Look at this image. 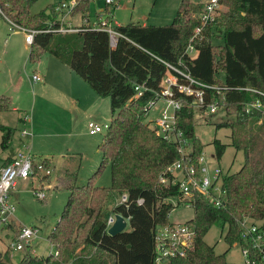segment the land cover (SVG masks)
<instances>
[{
  "label": "trees",
  "instance_id": "1",
  "mask_svg": "<svg viewBox=\"0 0 264 264\" xmlns=\"http://www.w3.org/2000/svg\"><path fill=\"white\" fill-rule=\"evenodd\" d=\"M35 1L0 0L1 10L14 24L36 30L28 59L33 62L45 52L52 54L98 96L109 98L112 117L98 147V167L87 182L77 184V171H65L63 186L68 197L46 237L55 253L40 256L26 249L17 264H157L155 229L173 223L168 218L174 207L171 199L178 204L184 200L177 185L158 181L178 158L177 148L145 123L142 115L144 105L169 71L166 63L188 70L202 83L224 87L220 93L207 89L206 99L214 95L222 102L227 118L216 128H229L230 144L242 152L243 164L238 171L222 176L223 206L212 207L200 195L191 198L194 214L186 222L195 228L193 244L184 255L170 257L163 264H241L216 254L204 236L212 225H226L224 240L231 246L239 241L244 217L260 220L264 226V0H221L219 19L204 30L203 38L193 42V56L186 54L185 48L203 1L180 0L167 24L114 25V46L103 29L111 21L107 5L95 27L82 25L60 32L55 29L59 26L56 4L31 13ZM90 1L77 0L69 16L88 14ZM214 37L221 43H214ZM135 85L145 88L139 97H134ZM174 96L181 103L177 126L192 140L191 156L197 161L203 145L194 134L193 99L178 91ZM254 102L260 103L259 108L249 107ZM9 108L8 96L0 93V113ZM0 130L3 148L13 128L0 123ZM213 146L219 159L225 144L214 139ZM41 162L50 166L48 158ZM106 167L110 184L97 185L95 180ZM33 168L35 175L39 174L35 164ZM122 194L125 202L114 203L111 212L126 219L127 227L110 235L106 204L112 196ZM8 227L16 231L19 226ZM11 252L6 248L0 253L1 264H12Z\"/></svg>",
  "mask_w": 264,
  "mask_h": 264
},
{
  "label": "rangeland",
  "instance_id": "2",
  "mask_svg": "<svg viewBox=\"0 0 264 264\" xmlns=\"http://www.w3.org/2000/svg\"><path fill=\"white\" fill-rule=\"evenodd\" d=\"M58 1L62 0H36L31 6L30 12L37 13L46 9L51 4H56ZM179 1L180 0H116V5L113 8L112 13L115 21L121 23V25H123V23L141 24L142 22L163 25L172 21ZM98 4L101 5L104 4V2L102 0L98 3H95L93 0L90 1V23H93L95 19V10L101 9L100 6L98 7ZM77 16L78 15L68 16L62 26L65 28L74 27L77 24ZM213 41L216 44L221 43V40L216 37H214ZM4 44L16 47L17 53L14 55L18 56L21 61L18 70L22 76L21 84L25 86V94L20 98L17 104L19 110H7L1 112L0 123L9 124L10 126L15 127L12 132H15L16 136L24 127L30 130L31 135L24 136V138L28 139L27 144L30 145V151L33 152L35 156L66 155L64 157L66 160V166L61 169V173L77 169V184H85L87 179L98 167L101 157V152L98 147L106 133V130L103 128L101 132L89 135L87 123L88 121H95L99 124L110 123L112 115L109 98L95 95L94 98L96 99H94V101L92 99L93 106H91V109L96 106L95 117L91 116L89 112H85V117L73 116L74 126L72 129L66 127L67 125L65 124H56L57 122L55 120L58 114L73 115L74 112V114L78 115L74 108L67 106L64 109H60L57 103L56 88L62 86L58 87L56 81L58 80L60 85V82L64 80L63 72L60 75V72H58V70L56 71V62L60 64L59 60L48 52L43 53L39 60L36 61L38 62V66L43 65V67H46L47 72L50 71V74H48V77L44 81L42 76L43 73L40 72L42 73L39 74L42 80L31 82L30 79L34 71L33 68L37 67V65H35L36 61L32 62L28 59L30 48L24 40V34L19 28L12 26L10 22L0 14V47L4 46ZM73 76L77 78L75 74H73ZM8 80L10 79L0 75V87L3 82ZM80 80L82 79L80 78ZM34 92L35 95L33 96ZM88 101L89 100L86 101V104ZM162 105L163 102L161 100L157 101L155 108L150 110L149 117H154ZM84 107L85 106H83V108ZM24 114H26L28 122L31 121V117L35 124H33V129L28 122L23 126V122L18 120L17 117ZM226 118L227 116L222 108L218 113L210 117L202 118L198 114L194 117V134L203 145V156L205 160L208 161L209 166L211 167L220 166L224 174L238 171L243 164L242 152L235 150L230 144L229 128H216V124L226 121ZM36 133H38L37 137ZM214 139H218L225 144V150L219 159L215 157L213 146ZM30 141L33 142L32 148ZM0 150H2L1 145ZM21 150H23V148ZM76 153H81L83 158L82 161L80 160L81 162L77 158H69L68 155ZM68 163L69 165H67ZM59 174L60 169L58 168L56 169V177H58ZM50 175H52V172L49 175L37 174L27 179H17V183L13 188V193L10 195V201L15 206V211L10 218L13 219V222L9 225L16 227L17 224H21L39 227L40 238L34 240L32 252L33 254L40 256H45L54 252V246L48 242L46 237L59 219L68 197V190H66L65 186H59L56 189H47L45 187L51 182L49 180ZM31 182H35V185L39 186L37 188H34L35 186H33L32 188ZM64 183L66 182L64 181ZM95 183L100 186H108L110 184L109 167L102 170L96 178ZM33 190H43L45 198L42 200L38 199L34 195ZM119 199V196L114 195L107 202L106 206L108 213H110L111 205L118 202ZM173 204L174 207L168 217L171 222L181 223L193 217L194 208L192 205L185 204L184 202H179V204L174 202ZM14 220L17 223H15ZM226 230V225L220 227L219 225L214 224L206 232L204 240L209 245L213 246L216 254H224V258L227 262L241 263L243 258L240 253L239 245L235 243L229 246L224 240ZM13 231L14 229H12V227L9 228L7 226L0 229V253H3L6 250L8 238ZM9 254L10 262L12 264H17L23 251H14Z\"/></svg>",
  "mask_w": 264,
  "mask_h": 264
},
{
  "label": "built area",
  "instance_id": "3",
  "mask_svg": "<svg viewBox=\"0 0 264 264\" xmlns=\"http://www.w3.org/2000/svg\"><path fill=\"white\" fill-rule=\"evenodd\" d=\"M102 1L110 7V10L116 5V0ZM76 3L77 0H62L56 3L55 10L58 12L57 18L59 21V26L55 28L56 31L77 30L75 27L65 28L62 26ZM221 8V0H203V6L196 15L198 20L197 25L194 27L185 48L186 54L190 56L195 54L193 42L203 38L204 30L207 27H212L218 21ZM0 14L12 26L19 28L23 32L24 40L28 45L32 43L36 30L25 29L14 24L3 13L1 8ZM103 29L108 32L110 45L114 46L117 33L111 21L103 26ZM166 65L169 71L161 80L159 90L144 105L142 114L144 122L153 128L164 140L174 143L178 152V158L165 168L159 176L158 181L161 185L165 186L169 184L177 185L178 190L184 198L182 202L185 204L192 205L191 198L194 195H200L210 206L219 208L225 203V191L222 188V176L224 173L220 166H209L208 161L203 156V152L197 158V161H193L191 156L192 140L186 137L182 129L177 126L178 111L180 110L181 103L175 98L174 92L178 91L191 96L193 99L194 117L198 114L202 118H206L218 113L223 105L214 95L207 101V89L216 90L217 93H220V90L224 87L202 83L193 78L188 70L180 69L169 63H166ZM32 80L41 81L42 78L39 74H32ZM134 89V97H139L145 88L141 85H135ZM159 100L163 102V105L158 109L154 117H149L150 110L155 108ZM259 106V102L249 105V107L256 108H259ZM87 127L90 134H96L101 132L103 128L107 131L109 124L88 121ZM20 134L24 137L31 135V131L24 127L21 129ZM34 164L39 174L49 175L52 172L51 166L45 167L41 159L36 160L34 158L29 145H26L23 150L17 152L9 163L0 167V229L4 226L8 227L13 222V219L10 218L14 214L15 206L10 201L11 191L17 183V179H27L35 176ZM33 193L40 200L45 198L43 190H33ZM125 200L126 195L122 194L119 202H125ZM138 201L140 202L141 200ZM173 201L176 203V200L171 199L172 203H174ZM114 220V214L107 216L106 230L113 224ZM17 225L19 227L9 236L6 248L10 251L32 250L34 240L40 238V228L30 225ZM194 236L195 228L193 224L186 221L157 226L154 233L156 263L163 264L170 257L184 255L186 249L192 246ZM239 236V241L236 244L239 245L243 258L241 264H264V226L262 225V221L244 217L240 221Z\"/></svg>",
  "mask_w": 264,
  "mask_h": 264
},
{
  "label": "crops",
  "instance_id": "4",
  "mask_svg": "<svg viewBox=\"0 0 264 264\" xmlns=\"http://www.w3.org/2000/svg\"><path fill=\"white\" fill-rule=\"evenodd\" d=\"M93 1H95V3H98L100 0H93ZM58 2H60V1H58ZM99 6L101 9L95 10V13H94L95 19H94L93 23L89 22V20H90V10H89L88 14H85L84 16H81V15L77 16V24L74 27L78 28L79 26H82V25L95 26L96 22H97V18L102 19V17L105 15L104 13H105L106 5L105 4L99 5L98 4V7ZM107 9L110 10V7L108 6ZM112 10L113 9H111V12H110V18H111L112 25L113 26L114 25H121V23H117L115 21ZM129 22H131V21H129ZM123 24H125V23H123ZM141 24L145 25L147 23L142 22ZM154 25H156V24H154ZM15 53H17L16 47H11V46H8L7 44L6 45L4 44V46L0 47V75L10 79L6 82H3L2 86L0 87L1 88L0 93L6 94L9 97L10 103H11L9 110H11V111L19 110L17 104H18L20 98H22L25 94L24 93L25 86L23 84H21L22 83V76L18 70L21 61L19 60L18 56L14 55ZM37 61H36L35 65H37L38 68L34 67L33 68L34 71L32 74H42L43 73L42 76H43V80L45 81V79L48 77V74H50V71L47 72V68L43 67V65L38 66ZM59 62H60V64L58 62H56V71L58 70V72H60V75L63 72L64 80L62 81L63 83L60 82V85H59V81L58 80L56 81L58 87L62 86V87H59L60 89L56 88L57 103H58L60 109H64L67 106L74 108V110L76 111V113L78 115L74 114V112H73V115H71V114H69V115L58 114V116H56L55 121L57 122L56 124H65V125H67L66 127L72 129V127L74 126V122H73L74 117L73 116L85 117V112H89L91 114V116L95 117L96 106H95V108L92 107V109H91V106H93L92 99L94 101V99H96L94 97L97 94L91 88H89V86L84 81L80 80V78L75 73H73L66 64L62 63L61 61H59ZM40 72H42V73H40ZM73 74H75L77 78H75V76H73ZM31 79H32V75H31ZM31 79H30V81L33 82V80H31ZM34 95H35V92L33 93V96ZM87 100H89V101L86 104ZM83 106H85V107L83 108ZM1 114L2 113H0V117H1ZM17 118L19 121L23 122V126L26 125V122H28V120L26 118V114L19 115ZM30 120H31L30 121L31 123L30 122H28V123L33 129L34 123L31 119V117H30ZM3 125L10 126L9 124H5V123ZM10 127H12L13 129L15 128L13 126H10ZM37 134L38 133H36V137L38 136ZM1 135H2V132L0 130V136ZM89 135H94V134L89 133ZM27 141H28V139L24 138L20 134V132H18L17 136L15 135V132L14 133L12 132L6 146L3 148L1 147L2 150H0V167L5 162L10 161L12 159V157H14L17 152L21 151L22 148L24 149V147L26 145H28ZM32 143L33 142H31V148H32ZM79 152H81V151H79ZM32 154L36 160H39L42 158H48L50 160V166L52 167V175H54V176H52V175L49 176V180L51 182H50V184L48 183V185L45 187L47 189H56L59 186H63L64 181H65V178H64L65 172L61 173V169H63V167L66 166V160L64 159V157L66 155L65 156L64 155H61V156H48V155H46V156H42V155L41 156H35V154L33 152H32ZM68 156H69V158H72V159L77 158V159H79V161L83 160L81 153L71 154ZM67 165H69V163ZM58 168L60 169V174L58 175V177H56V169H58ZM75 170H77V169H75ZM31 183H32V188H33V186H35L34 188H37L39 186V185L36 186L35 182H31ZM12 193H13V189L11 191V194ZM118 202H116V203H118ZM112 206L113 205H111V207H110V213L109 214H115V213L111 212ZM14 222L17 223L15 220H14Z\"/></svg>",
  "mask_w": 264,
  "mask_h": 264
},
{
  "label": "water",
  "instance_id": "5",
  "mask_svg": "<svg viewBox=\"0 0 264 264\" xmlns=\"http://www.w3.org/2000/svg\"><path fill=\"white\" fill-rule=\"evenodd\" d=\"M115 220L113 224L108 228L107 233L110 235L116 234L126 227V220L120 214H114Z\"/></svg>",
  "mask_w": 264,
  "mask_h": 264
}]
</instances>
